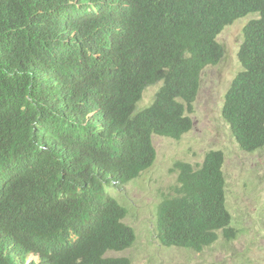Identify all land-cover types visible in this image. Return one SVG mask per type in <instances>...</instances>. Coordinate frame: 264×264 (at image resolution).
Masks as SVG:
<instances>
[{
  "label": "trees",
  "instance_id": "obj_1",
  "mask_svg": "<svg viewBox=\"0 0 264 264\" xmlns=\"http://www.w3.org/2000/svg\"><path fill=\"white\" fill-rule=\"evenodd\" d=\"M250 15L221 115L254 154L264 148V0H0V264L31 254L133 264L108 256L136 235L106 190L154 165V134L180 141L192 130L202 71L226 55L219 35ZM224 165L221 150L197 167L176 163L159 207L163 245L202 252L219 232L237 238Z\"/></svg>",
  "mask_w": 264,
  "mask_h": 264
},
{
  "label": "rangeland",
  "instance_id": "obj_2",
  "mask_svg": "<svg viewBox=\"0 0 264 264\" xmlns=\"http://www.w3.org/2000/svg\"><path fill=\"white\" fill-rule=\"evenodd\" d=\"M253 18L257 16L236 21L219 36L226 55L218 66L207 68L202 75L200 92L189 115L192 130L180 141L155 136L154 166L137 180L106 190L127 209L124 222L137 235L132 248L110 252L109 257H126L134 264H264V148L254 154L242 151L221 115L231 78L241 71L238 62L241 31ZM160 87L158 84L144 92L137 112L153 103ZM211 150H222L225 154L227 206L237 238L227 241L221 237L202 253L166 248L157 239V208L176 184L177 173L172 170L177 162L201 165ZM37 260L32 256L29 262Z\"/></svg>",
  "mask_w": 264,
  "mask_h": 264
},
{
  "label": "clouds",
  "instance_id": "obj_3",
  "mask_svg": "<svg viewBox=\"0 0 264 264\" xmlns=\"http://www.w3.org/2000/svg\"><path fill=\"white\" fill-rule=\"evenodd\" d=\"M254 16H257V15H250L249 17H254ZM249 17H247V18H249ZM253 19H256V18H253ZM233 24H234V23H233ZM233 24H232V25H233ZM232 25H229V26H232ZM229 26H227V27H229ZM227 27H226V28H227ZM226 28H225V29H226ZM224 31H225V30H224ZM224 31H223V32H224ZM223 32H222V33H223ZM222 33H221V34H222ZM241 33H242V31H241ZM221 34H220V35H221ZM220 35H219V36H220ZM218 39H219V37H218ZM218 39H217V40H218ZM241 40H242V38H241ZM218 42H219V40H218ZM242 42H243V40H242ZM219 43H220V42H219ZM241 44H242V43H241ZM225 50H226V49H225ZM238 62H239V60H238ZM220 63H221V62H220ZM217 66H218V65H217ZM209 67H215V66H212V65H211V66L206 67V68L202 71L201 78H202V75H203L204 71H205L207 68H209ZM241 71H242V70H241ZM241 71H239V72H241ZM239 72H236V73L234 74L235 77H232V78H231V83H230L228 89L231 87L232 82H233L234 79L237 77V75H238ZM159 84H161V87H162L163 83L160 82ZM157 85H158V84H157ZM154 86H156V85H154ZM150 87H153V86H149L148 88H150ZM161 87H160V88H161ZM148 88H147V89H148ZM147 89H146V90H147ZM146 90H145V91H146ZM227 91H228V90H227ZM143 94H144V93H143ZM141 101H142V100H141ZM140 103H141V102H140ZM140 103H139V104H140ZM151 105H152V104H151ZM151 105H150V106H151ZM150 106H148V107H150ZM145 109H146V108H145ZM145 109H143V110L137 112V108H136L134 114L137 115V114H139L140 112L144 111ZM185 135H186V134H185ZM155 136H156V137H162V138H165V139H172V138H167V137H164V136H160V135L154 134V135L152 136V142H153V138H154ZM172 140H175V139H172ZM153 145H154V143H153ZM154 147H155V146H154ZM155 150H156V148H155ZM215 151H220V150H215ZM221 151H222V150H221ZM208 152H209V151H208ZM245 153H246V152H245ZM248 154H249V153H248ZM156 159H157V151H156ZM203 161H204V160H203ZM155 162H156V160H155ZM177 163H178V162H177ZM154 164H155V163H154ZM153 166H154V165H153ZM153 166H152V167H153ZM152 167H151V168H152ZM175 167H176V164H175ZM175 167L173 168L172 171L177 173V179H178L179 171H178L177 168H175ZM151 168H150V169H151ZM150 169H149V170H150ZM147 171H148V170H147ZM145 172H146V171H145ZM145 172H143V173H145ZM143 173H142V174H143ZM142 174H141V175H142ZM141 175H140V176H141ZM137 179H138V178H137ZM137 179H134V180H137ZM134 180L129 181V182H133ZM129 182H127V183H129ZM127 183H125V184H127ZM176 183H177V181H176ZM125 184H124V185H125ZM111 187H113V186H111ZM114 187H116V186H114ZM119 187H120V186H119ZM171 188H172V187H171ZM171 188L169 189V192L166 194V196H168V195L170 194V190H171ZM108 196H109V195H108ZM166 196H165V197H166ZM109 197H111V196H109ZM165 197H164V198H165ZM112 198H113V197H112ZM164 198H163V199H164ZM113 199H115V198H113ZM117 202H118V201H117ZM162 202H163V200L160 202V204L158 205V208H157V222H156V228H157V239H158L159 242H160V240H159V229H158V228H159V225H158V220H159V207H160V205H161ZM118 203H119V202H118ZM120 205H121V204H120ZM121 207H123V208L126 210V212H127L126 217H125L124 219L121 220V223H122L123 225L128 226L129 228L133 229L132 227H130L129 225H127V224L124 222V220H125V219L127 218V216H128V211H127V209H126L123 205H121ZM133 231H134V233H135V235H136V232H135L134 229H133ZM221 237H223L222 232H219V239H220ZM219 239H218L214 244H216V243L219 241ZM136 242H137V235H136ZM136 242H135V243H136ZM160 244H161L162 246L166 247V248H178V247H174V246L163 245L161 242H160ZM214 244H213V245H214ZM134 245H135V244H134ZM213 245H211V246H213ZM211 246H209V247H211ZM209 247H206V248H209ZM131 248H132V247H131ZM206 248H205V249H206ZM180 249H183V248H180ZM128 250H129V249H128ZM185 250H189V249H185ZM126 251H127V250H126ZM203 251H204V250H203ZM203 251H202V252H203ZM122 252H124V251H122ZM202 252H196V253H202ZM116 253H120V252H116ZM32 256H33V257H37L38 260H37V261H31V262H29V260H30V258H31ZM119 258H120V257H119ZM40 262H41V259H40V257H39L38 255L31 254V255L28 257V259H27V261H26V264H32V263L39 264ZM133 264H134V263H133Z\"/></svg>",
  "mask_w": 264,
  "mask_h": 264
}]
</instances>
